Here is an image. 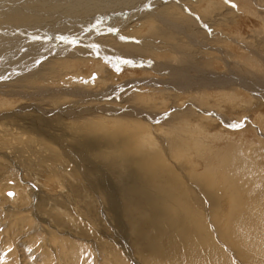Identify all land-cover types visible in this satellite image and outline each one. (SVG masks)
Wrapping results in <instances>:
<instances>
[{
	"label": "rangeland",
	"instance_id": "obj_1",
	"mask_svg": "<svg viewBox=\"0 0 264 264\" xmlns=\"http://www.w3.org/2000/svg\"><path fill=\"white\" fill-rule=\"evenodd\" d=\"M71 1L0 0V264H264V0Z\"/></svg>",
	"mask_w": 264,
	"mask_h": 264
},
{
	"label": "bare ground",
	"instance_id": "obj_2",
	"mask_svg": "<svg viewBox=\"0 0 264 264\" xmlns=\"http://www.w3.org/2000/svg\"><path fill=\"white\" fill-rule=\"evenodd\" d=\"M6 1V0H5ZM18 1V0H17ZM54 2H55V0H53ZM57 1V3H58V0H56ZM68 2H70V0H67ZM75 1V0H74ZM8 2V1H7ZM11 2V1H10ZM32 2H37V0H24V3H26V4H32ZM45 2H46V0H45ZM62 2V1H61ZM72 2V1H71ZM162 2H164V0H162L161 1V3ZM9 3V2H8ZM18 3V2H17ZM1 5L0 6H2V3H0ZM34 4V3H33ZM37 4V3H36ZM180 4V3H179ZM16 5V4H15ZM23 5V4H22ZM21 5V6H22ZM38 5V4H37ZM118 5V4H117ZM136 5V4H135ZM18 6V5H17ZM20 6V7H21ZM31 6V5H30ZM34 6V5H33ZM40 6V5H39ZM155 6V5H154ZM3 7V6H2ZM27 7V6H26ZM26 7H22L23 8V10L25 9L26 11L28 10L29 11V9H26ZM42 7H43V4H42ZM61 7H62V5H61ZM137 7V6H136ZM140 7H142L141 5L139 6L138 5V8L140 9ZM18 8V7H17ZM45 8V7H44ZM50 8V7H49ZM48 8V9H49ZM53 8V7H52ZM51 8V9H52ZM117 8H119V7H117ZM152 8H153V6H152ZM138 9V10H139ZM142 9V8H141ZM6 10V9H5ZM50 10V9H49ZM48 10V11H49ZM136 10V9H135ZM145 10H150V8H149V6H148V8H145ZM13 11V10H12ZM26 11H24V12H26ZM36 11V10H35ZM35 11L34 10H32L31 11V13H35ZM43 11V10H42ZM41 11V12H42ZM62 13L59 15V16H57L56 15V13L57 12H59V10H57L55 13L53 12V14L51 15V17H52V19H53V22H55V23H53L54 25H61V23L62 22H64V21H68V23L69 22H72V23H74V22H77V21H81V20H83L85 23H95V21H99V20H102V19H104V16H106L107 17V15L109 14V15H114L115 13H117L116 11H118V10H115V7L114 6H110V4L109 3H106V2H104V0H100V2H97V0H76L74 3L72 2V3H69L68 4V6L67 7H63L62 8ZM142 11V10H141ZM21 12H22V10H21ZM39 12V11H38ZM45 12V11H44ZM111 12H113V14H110ZM37 13V12H36ZM45 13H47V12H45ZM52 13V12H51ZM105 13V14H104ZM58 14V13H57ZM88 15H91V18H89V16ZM39 16H50V15H46V14H43V13H40L39 14ZM28 17V16H27ZM32 17V16H31ZM18 18V17H17ZM20 18V17H19ZM25 18H26V16H25ZM89 20H88V19ZM32 19V21L34 22V19H33V17L31 18ZM24 20V19H23ZM26 20V19H25ZM39 20V19H38ZM86 20V21H85ZM113 20H115V19H113ZM15 21V20H14ZM20 21H22V20H20ZM20 21L18 22V23H20ZM31 21V20H30ZM45 21V20H44ZM88 21V22H87ZM116 21V20H115ZM117 21H118V19H117ZM166 21V20H165ZM33 22H31L32 24H34ZM36 22V21H35ZM51 22V21H50ZM44 23H46V22H44ZM67 23V24H68ZM116 23V22H115ZM24 24V23H23ZM37 24H39V23H36V25ZM41 24V23H40ZM43 24V23H42ZM49 24V23H48ZM113 25V24H112ZM151 25V24H150ZM156 26V25H155ZM49 27V26H48ZM47 27V28H48ZM154 26H152V28H153ZM11 28V27H10ZM24 28H26V27H24ZM40 28V27H39ZM102 28H104L103 26L100 28V30H102ZM155 28V27H154ZM12 29V28H11ZM11 29H9V31L11 30ZM109 29V28H108ZM107 29V30H108ZM158 30L157 31H159V28H157ZM13 30V29H12ZM15 30V29H14ZM104 30H106V29H104ZM152 30V29H151ZM169 30V29H168ZM186 30V29H185ZM6 31V30H5ZM20 31V30H19ZM22 31H23V26H22V28H21V33H22ZM28 31V30H27ZM97 31V30H96ZM111 31V30H110ZM16 32H18V31H16ZM172 32V31H171ZM96 33H98V32H96ZM102 32H100V34H101ZM169 33V32H168ZM192 33V32H191ZM23 34V33H22ZM153 34V36L155 37V38H158V40H159V38H160V35L158 34V32L157 33H152ZM197 35V34H196ZM23 36H25L24 34H23ZM104 36V35H103ZM102 36V37H103ZM109 36V35H108ZM161 36H162V38L164 39H168V38H170V35L169 34H165V33H162L161 34ZM87 37H88V35H87ZM107 37V36H106ZM111 37V36H110ZM259 37V36H258ZM104 38H105V36H104ZM108 38V37H107ZM161 38V39H162ZM200 38V37H199ZM87 39V38H86ZM89 39V38H88ZM87 39V40H88ZM110 39V38H109ZM153 39V38H152ZM2 40V39H1ZM81 40V39H80ZM191 40V39H190ZM67 41V40H66ZM74 41V40H73ZM100 41V40H99ZM21 42V41H20ZM72 42V41H71ZM256 42V41H255ZM258 43H259V41H257ZM66 43V42H65ZM69 43V42H68ZM67 43V44H68ZM85 43V42H84ZM191 43H192V41H191ZM193 44V43H192ZM260 44V43H259ZM90 45H91V43H90ZM49 46V45H48ZM86 46H88V45H86ZM94 46V45H93ZM259 46V45H258ZM40 47V46H39ZM92 47V46H91ZM25 48V47H24ZM44 48V47H43ZM42 48V49H43ZM49 48V47H48ZM88 49H90V48H88ZM93 49V48H92ZM24 50H26V49H24ZM41 50V49H40ZM91 50V49H90ZM89 50V51H90ZM157 50V49H156ZM46 51V50H45ZM50 53V52H49ZM46 54V53H45ZM39 56V55H38ZM40 57H42L41 55L39 56V58ZM137 58V57H136ZM33 59V58H32ZM131 59V58H130ZM38 60V57H36L35 58V61L34 60H32L31 62H33V64H35L36 63V61ZM41 60V59H40ZM13 61V60H12ZM10 62V61H9ZM39 62V61H38ZM37 62V63H38ZM5 63V62H4ZM44 63V62H43ZM64 65V64H63ZM24 66V65H23ZM64 66H66V65H64ZM17 67V66H16ZM34 67V66H33ZM32 67V68H33ZM31 68V67H30ZM4 69V68H3ZM22 70V69H21ZM0 73H2L3 74V72H0ZM5 74V73H4ZM6 74H8V73H6ZM174 75V74H173ZM3 77V76H2ZM184 77V76H183ZM42 78V77H41ZM62 79V78H61ZM212 80V79H211ZM46 82V81H45ZM176 84H178V83H176ZM175 84V85H176ZM180 84V83H179ZM249 85V84H248ZM263 87H264V85H262ZM255 87V86H254ZM182 88H183V86H182ZM251 89L252 90H254L255 89V91L256 90H258L256 87L253 89L252 88V86H251ZM264 89V88H263ZM260 92V91H259ZM258 92V93H259ZM7 93V92H6ZM43 104V103H42ZM41 104V105H42ZM134 106V105H133ZM21 107V106H20ZM36 107H38V106H36ZM23 108H25V109H31V111H35V108H34V106L33 105H30V104H28V105H24V107ZM39 108V107H38ZM38 108H36V109H38ZM40 109V108H39ZM106 109V108H105ZM108 109V108H107ZM111 109V108H110ZM136 113L135 114H138V115H140L143 119H148V120H151L152 119V121L151 122H153L154 121V123L155 122H158V120L156 119V118H154V117H152L151 116V114H148L147 112H144V111H141L140 112V110L138 109V110H134ZM133 113V112H132ZM154 116V115H153ZM152 117V118H151ZM151 118V119H150ZM153 119H156V121L155 120H153ZM159 119V118H158ZM62 122V121H61ZM104 124V123H103ZM102 124V125H103ZM128 125V127H129V123L127 124ZM62 126V125H61ZM142 127V125H139V127ZM172 126V125H171ZM195 126V125H194ZM81 127V126H80ZM101 127H103V126H101ZM105 127V126H104ZM103 127V128H104ZM128 127H126V128H128ZM89 129H90V127H88ZM145 128H147V129H149V126H145ZM155 128V127H154ZM153 128V129H154ZM82 129V128H81ZM84 129H85V127H84ZM92 129V128H91ZM143 129V128H142ZM173 129V128H172ZM178 129H180V130H177L176 128H174V130L176 131H178V133L179 134H181V132H184V130H188V129H184L183 127L182 128H178ZM195 129V128H194ZM93 130V129H92ZM94 130H97L96 128L94 129ZM129 130H130V128H129ZM145 130V129H144ZM158 130V131H157ZM173 130V131H174ZM88 130L86 129V132H87ZM90 132H88L89 133V135L92 133V131L91 130H89ZM131 131V130H130ZM140 131V130H139ZM156 131L157 132H159V129L157 128L156 129ZM174 131V132H175ZM196 131V130H195ZM85 132V131H84ZM153 132V131H152ZM155 132V131H154ZM191 132V131H190ZM189 132V133H190ZM95 133H96V131H95ZM156 133V132H155ZM187 132H185V134H186ZM194 133V132H193ZM176 134V133H175ZM183 134V133H182ZM216 134V133H215ZM219 134V133H218ZM99 135H101V134H99ZM188 136L190 135V134H187ZM211 135V134H210ZM126 136V135H125ZM186 136V135H185ZM187 136V137H188ZM207 136H209V135H207ZM87 137L89 138V136L87 135ZM94 137V136H93ZM97 137H98V135H97ZM147 138L144 140V139H142V144H141V147L142 146H144V148H146V149H148V150H150V151H152V149L153 148H151V144H152V141L154 140V137L153 138H151L152 137V134L150 133V131H149V135L148 136H146ZM177 137V136H176ZM181 137H184V136H181ZM95 138V137H94ZM175 139V138H174ZM191 140H193L192 138H190ZM194 139H196V138H194ZM199 138L197 137V140H198ZM98 140V139H97ZM165 140H167L166 138H165ZM177 140L181 143V145H183L184 146V143H188V142H183L182 140H180V137H177L176 139H175V141L177 142ZM190 140V141H191ZM196 140V141H197ZM217 140V139H216ZM92 141V140H91ZM204 141V140H203ZM196 143V142H195ZM91 144H92V142H91ZM189 144V143H188ZM198 144V143H197ZM157 145H158V143H157ZM156 145V146H157ZM180 145V144H179ZM178 145V146H179ZM193 145H194V143H193ZM200 146V145H199ZM198 146V147H199ZM153 147V146H152ZM158 147V146H157ZM185 147H187V146H185ZM155 148V147H154ZM166 148H167V145H166ZM141 149V148H140ZM158 149V148H157ZM168 149V148H167ZM179 149H180V147H179ZM189 149V148H188ZM187 149V150H188ZM194 149V148H193ZM199 149H200V147H199ZM97 150V149H96ZM156 150V149H155ZM186 150V149H185ZM238 150V149H237ZM167 151V150H166ZM171 151V150H170ZM189 151V150H188ZM197 152V151H196ZM47 154V153H46ZM102 154V153H101ZM203 154V153H202ZM73 155V154H72ZM94 155V154H93ZM156 156H157V154H155ZM99 156H100V154H99ZM160 156V155H159ZM157 159L159 158V157H156ZM188 158H190V157H188ZM152 159V158H151ZM160 159H161V156H160ZM186 159V158H185ZM186 160H188V159H186ZM69 161V160H68ZM157 161V160H156ZM66 162V161H65ZM186 162V161H185ZM221 162V161H220ZM234 162V161H233ZM189 163V162H188ZM70 164V163H69ZM161 164V163H160ZM159 164V165H160ZM226 164V163H225ZM67 165V164H66ZM158 165V166H159ZM190 165V164H189ZM222 165V164H221ZM44 166V165H43ZM68 168V167H67ZM162 168V167H161ZM166 168V167H165ZM163 169V168H162ZM208 170V169H207ZM205 172V171H204ZM194 175V174H193ZM188 177V176H187ZM196 176H194V178H195ZM199 180V179H198ZM195 181V180H194ZM200 182H201V180H199ZM196 182H197V180H196ZM193 187V185H191V189H193L192 188ZM204 187V186H203ZM190 189V190H191ZM197 189H199L200 190V187L199 188H197ZM194 190H196V187L194 186ZM204 190V189H203ZM203 192V191H202ZM192 194V193H191ZM14 199V198H13ZM63 200V199H62ZM65 201H66V198H65ZM69 202V201H68ZM68 204V203H67ZM73 204V203H72ZM71 219V218H70ZM64 258V257H63ZM62 258V259H63ZM66 260H67V257H66ZM70 260V259H69ZM68 260V261H69ZM262 260H264V256H262ZM169 262V261H168ZM170 263V262H169Z\"/></svg>",
	"mask_w": 264,
	"mask_h": 264
},
{
	"label": "snow or ice",
	"instance_id": "obj_3",
	"mask_svg": "<svg viewBox=\"0 0 264 264\" xmlns=\"http://www.w3.org/2000/svg\"><path fill=\"white\" fill-rule=\"evenodd\" d=\"M232 127H237V125H232Z\"/></svg>",
	"mask_w": 264,
	"mask_h": 264
}]
</instances>
